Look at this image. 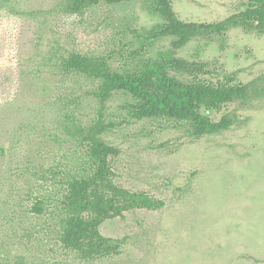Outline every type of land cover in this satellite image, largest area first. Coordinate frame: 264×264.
Returning a JSON list of instances; mask_svg holds the SVG:
<instances>
[{
  "label": "rangeland",
  "instance_id": "1",
  "mask_svg": "<svg viewBox=\"0 0 264 264\" xmlns=\"http://www.w3.org/2000/svg\"><path fill=\"white\" fill-rule=\"evenodd\" d=\"M69 1L0 0V264H264V100L208 111L215 121L231 115L235 124L201 138L156 121H129L126 97L109 101L102 138L120 150L115 181L165 202L161 210L138 209L102 224L104 236L126 238L118 257L80 260L33 215L26 197L32 172L70 148L69 114L83 120L91 112L86 103L74 111L64 102L84 89L64 80L61 59L77 51L121 65L122 46L137 47L129 29L161 23L139 0L101 1L84 16L70 15ZM173 7L181 20L197 23L240 9L236 0H173ZM169 46L163 40L153 54ZM178 56L208 62L215 80L225 72L248 84L264 75V36L233 29L223 51L196 39Z\"/></svg>",
  "mask_w": 264,
  "mask_h": 264
},
{
  "label": "trees",
  "instance_id": "2",
  "mask_svg": "<svg viewBox=\"0 0 264 264\" xmlns=\"http://www.w3.org/2000/svg\"><path fill=\"white\" fill-rule=\"evenodd\" d=\"M101 1L116 6L131 0H70L68 13L84 16ZM139 1L161 23L150 29H129L133 38L130 45L137 47L122 46L118 52L121 65L113 66L106 55L77 51L61 59L64 80L81 82L84 89L79 96H65L64 102L74 111L86 103L91 112L83 120L69 114L70 148L48 166L32 172L26 194L31 212L52 228L57 245L83 261L121 255L126 238L104 236L100 230L103 223L125 218L134 210L157 211L165 206L149 192L115 181L114 162L120 150L105 142L102 134L108 129L103 113L116 94L127 99L123 110L129 121L168 124L187 130L195 138L220 134L235 124L231 115L215 121L208 111L221 112L236 102L252 106L264 100V75L248 84L225 72L222 79L215 80L212 76L217 70L208 62L178 56L196 39L217 43L223 51L233 29L264 36V0H236L240 6L236 13L211 23L181 20L173 0ZM166 39H170L169 48L153 54L156 44Z\"/></svg>",
  "mask_w": 264,
  "mask_h": 264
}]
</instances>
